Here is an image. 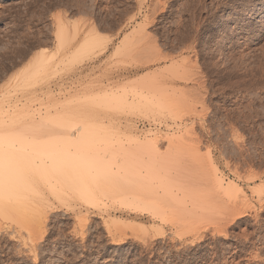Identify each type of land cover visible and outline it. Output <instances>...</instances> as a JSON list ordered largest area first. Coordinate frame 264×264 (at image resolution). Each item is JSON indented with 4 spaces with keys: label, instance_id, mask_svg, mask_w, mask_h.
<instances>
[{
    "label": "rangeland",
    "instance_id": "1",
    "mask_svg": "<svg viewBox=\"0 0 264 264\" xmlns=\"http://www.w3.org/2000/svg\"><path fill=\"white\" fill-rule=\"evenodd\" d=\"M0 96L5 134L97 163L93 202L0 209V264H264V0H0Z\"/></svg>",
    "mask_w": 264,
    "mask_h": 264
},
{
    "label": "bare ground",
    "instance_id": "2",
    "mask_svg": "<svg viewBox=\"0 0 264 264\" xmlns=\"http://www.w3.org/2000/svg\"><path fill=\"white\" fill-rule=\"evenodd\" d=\"M180 34H182V33H180ZM190 38H191V36H190ZM59 40L62 44L65 42V36L62 34L61 31L59 32ZM225 43H228V42H225ZM232 43H234V42H232ZM156 54H158V53H156ZM44 63L46 66L48 63H50V61L45 58V62L41 61L39 63V69H43ZM160 99L161 98L156 97L155 95L152 94L151 96L147 95L143 101L146 103V105H148L147 107H150L153 110H156V108L160 111L166 110L168 108V106L166 104L161 103L162 101ZM0 102H1V104H0V209L5 210V211L6 210L10 211L11 209L17 211L19 209H23V207H25L23 205L26 203L25 199L28 198L29 194L31 196L30 198L36 197V198H38V200L41 197L45 196V194H47V193H45L43 186H44V188L46 187L45 189L47 190V192H48V190H50L53 192V195L55 193L56 195H54V196H58V198H56V199L60 198L59 193L61 192V190H62V192H64L63 189H66V187H67V190L69 189L71 192L76 194L75 197H77V195H78L81 198L88 200V201L91 200L92 202L94 200H96L95 198L97 195L96 194L97 191L95 192V189L92 188L93 187L92 182L89 181L88 179L86 180V178L84 176L85 173H83L84 167L80 168V166L83 164L89 170H92L94 167V164H97V163L90 160V156L87 153H84L85 155L83 153H80V151H79V149H81L80 145L84 140L80 141L78 138L66 137L65 139L59 140L57 142H55V141L49 142V140H48V143H45L46 141L43 142V140L39 141V139H38L39 142H35L32 139L31 140L27 139L26 138L27 136L24 137L21 135H19V136L15 135L17 133L13 132L12 130H10L11 132L5 134V132H7L8 129L11 127V124H10L11 121L9 122V120H8L9 117H7V116H9V115L5 114L7 111V107H6L5 103H3L1 96H0ZM118 103H120V101H116V104H118ZM16 112L17 111H15L13 113V115H12V116H14L13 118H15ZM165 112H167V110ZM31 117L33 118L34 115L31 114ZM43 119H44V117L41 120H43ZM159 128H160V126H159ZM79 138H82V135ZM72 144L75 147L73 149V152H69L66 149L67 148L66 146L72 145ZM57 148H60V150H57ZM102 171L103 172L101 174V177H99V178H101V180H99V178H97L95 180L93 179L94 180L93 183L96 184V186L103 188V190L105 192H108V193L112 192L115 196L117 195L116 198L118 200H120L119 199L120 194H118L117 192L115 193L113 188H112V185H111L112 181L110 179L106 178V172L107 171L105 169L104 170L102 169ZM89 174L90 173H88V175ZM238 174H239V172H238ZM253 177H254V175H253ZM90 179H92V178L90 177ZM214 180H215L214 184L216 183L215 189H217V191H218L217 195L221 196L222 198L221 197H219V198L224 199V202H225V200L227 203L232 201V205H233V201L237 200L243 194V191H241L238 188L237 184H235L234 182H231L227 186H225L223 179H221V178L219 179L216 177V179H214ZM263 188H260L256 191V193L260 197L259 199L261 200V202H263V204H261L260 210H262V208H264V198H263L264 190H263ZM212 189H214V187H212ZM24 192H26V193L28 192L29 194L27 195ZM52 192L51 193L48 192V195L52 194ZM62 192L60 193V195L62 194ZM215 192H216V190H215ZM68 193H69V191H68ZM215 194H213V195H215ZM120 197H122V196H120ZM134 197L135 196H133L134 200H136V201L138 200L139 202L142 201V199H137L139 197H137V196H136V198H134ZM46 198H47V196H46ZM116 198H114V199L117 200ZM240 199L241 198H239V200ZM32 200H30V201H32ZM60 200H61V198H60ZM45 201L49 202L48 200H45ZM40 202H42V201H40ZM42 203H44V202H42ZM240 204H242V203H240ZM225 205H228V204H225ZM225 205H223V206H225ZM246 205H247V203H246ZM27 207H29L31 209L33 208L32 205L31 206L26 205V208ZM29 208H27V210H29ZM151 208H152V210H154L153 212L159 211L158 210L159 208L155 207L153 205H151ZM244 208H246V207H244ZM244 208L240 207V205H238V204L234 205V207H232V208L230 207V210L232 209V211H231L232 216L231 217H233V219L236 220L238 218H241L242 215L243 216L246 215L247 210L245 209V211H244ZM226 209H228V208H226ZM30 211H32V210H30ZM22 212H24V211H22ZM260 216H259V218H260ZM231 222H232V220H231ZM253 233H252V235H253ZM246 235H247V233H246ZM259 242H260V240H259Z\"/></svg>",
    "mask_w": 264,
    "mask_h": 264
}]
</instances>
